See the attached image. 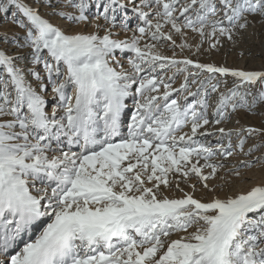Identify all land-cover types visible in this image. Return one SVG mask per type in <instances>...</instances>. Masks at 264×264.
<instances>
[{
	"label": "snow or ice",
	"instance_id": "snow-or-ice-1",
	"mask_svg": "<svg viewBox=\"0 0 264 264\" xmlns=\"http://www.w3.org/2000/svg\"><path fill=\"white\" fill-rule=\"evenodd\" d=\"M13 9L22 35L15 52L0 48V264H264V180L231 191L264 168L253 156L264 142L245 151V133L264 130L219 127L215 143L207 130L264 102V71L176 54L193 47L186 30L197 52L235 43L264 23V0H0V12ZM118 16L130 38L113 31ZM117 52L132 54L128 68ZM217 74L233 87L221 92ZM237 149L252 158L229 167ZM201 188L230 194L197 198Z\"/></svg>",
	"mask_w": 264,
	"mask_h": 264
},
{
	"label": "rangeland",
	"instance_id": "rangeland-1",
	"mask_svg": "<svg viewBox=\"0 0 264 264\" xmlns=\"http://www.w3.org/2000/svg\"><path fill=\"white\" fill-rule=\"evenodd\" d=\"M26 3H33V0H24ZM126 2V0H125ZM33 6H36L33 4ZM71 10V9H69ZM40 11L42 14L49 13L51 9L45 8L43 5H40ZM14 12L13 9L11 12L5 14L0 12V48L6 49L9 52H15L16 48L15 45L12 43L11 37L14 35H22L21 30L13 23L14 20ZM96 14L95 6L90 8L89 15L90 19H94ZM127 14L130 17L128 23L130 28H134L135 25L139 22L137 17L132 13L131 9L127 10ZM53 19V22L59 23L60 21L54 17H49ZM118 24L114 32L119 33L120 39H127L130 38L132 33L131 31L125 32L121 29L119 21L122 20V16H118ZM250 19H252L250 17ZM101 23L103 24L104 21L101 19ZM82 27V26H81ZM70 30H78V29H70ZM87 31H91L92 28L89 27L86 29ZM165 31H168V26L165 27ZM187 31V42L191 44L193 47L189 49L181 50L179 48L176 49L177 58H184L185 56L193 59L196 62L204 63V64H214L216 66H225L234 69H242V70H254V71H264V23H261L259 17L254 19L253 24H251L247 30L243 31L240 35L235 37V43L232 41H228L227 39H222L221 44L216 49H210L207 42L203 44V47L200 49L199 52L196 51V45L199 43V36L193 34L190 30ZM101 34L103 31L101 30ZM7 37V39H6ZM173 38L176 40L177 44L181 43V38L178 35H174ZM145 42H150L148 37H145L144 40L141 41V45ZM160 47V50L168 56L173 55L172 49H170L167 45H163ZM132 55L131 53L125 52L122 56L117 52V58L120 60L121 64L124 67L128 66V57ZM123 61V62H122ZM37 71L41 72L43 75V69L41 66H36ZM191 71H196L195 69H190ZM175 73V69H172L167 72L168 76H171ZM186 75V74H184ZM184 75H178L176 78V82L173 84V87H179V85L184 81ZM207 73L201 74L200 79H204ZM31 79V77H29ZM220 81V91H226L227 88L233 87L234 79L230 76L224 77L220 74L216 75V79L213 83ZM224 81H227L225 84ZM47 82V81H45ZM190 90L195 91L196 88L199 86L198 84L190 83ZM258 90H261L259 82L257 85L252 88L253 93L255 94ZM50 91V87H49ZM219 93H211L209 97V116L212 117V113L214 111L215 103L218 100ZM249 102H251V97H248ZM192 100V97H189V101ZM230 112V119L222 122L220 125H209L207 126V130L216 133L214 137H209L208 139L212 140L213 143L219 139V133L216 132V129L219 127H224L225 130H239V129H247V128H256L264 130V102H260L257 104V107L252 111L248 109L241 108L238 109L235 113ZM187 130V129H185ZM247 137V144L245 145V151L248 148L253 147L254 145H260L264 142V135H257L252 134L248 135L245 133ZM233 143H238L236 136L232 137ZM227 142V138H225V143ZM264 154V146L260 148L259 151L253 153V156H260ZM252 157H246L242 153H239L237 149L236 153L228 158V166L231 167L232 165L238 164L239 161L245 159H251ZM246 174L250 177L249 183H241L240 181H235L231 186V191H238V190H247L251 188L253 185L258 184L261 180H264V168H260L259 166L251 169L245 170ZM226 170H222L220 172V176H225ZM194 182V181H193ZM212 184L222 183L219 178L215 181L211 182ZM211 186V185H210ZM181 187L185 189V191H191L186 185L181 184ZM167 195L170 197L179 196L181 195L179 192L174 190H168L166 192ZM226 194H230L229 190L225 189L224 191H218L217 193H210L205 189H200L195 193L197 198H210L214 195H220L223 197Z\"/></svg>",
	"mask_w": 264,
	"mask_h": 264
},
{
	"label": "bare ground",
	"instance_id": "bare-ground-1",
	"mask_svg": "<svg viewBox=\"0 0 264 264\" xmlns=\"http://www.w3.org/2000/svg\"><path fill=\"white\" fill-rule=\"evenodd\" d=\"M99 22L101 23L102 21H101V20H100V21H97V23H99ZM122 62H123V61H122ZM125 68H128V67H125Z\"/></svg>",
	"mask_w": 264,
	"mask_h": 264
}]
</instances>
